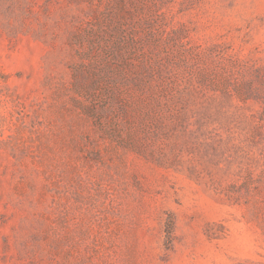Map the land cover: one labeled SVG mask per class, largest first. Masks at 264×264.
I'll return each mask as SVG.
<instances>
[{
    "label": "rangeland",
    "instance_id": "obj_1",
    "mask_svg": "<svg viewBox=\"0 0 264 264\" xmlns=\"http://www.w3.org/2000/svg\"><path fill=\"white\" fill-rule=\"evenodd\" d=\"M258 74L264 0H0V264H264Z\"/></svg>",
    "mask_w": 264,
    "mask_h": 264
},
{
    "label": "trees",
    "instance_id": "obj_2",
    "mask_svg": "<svg viewBox=\"0 0 264 264\" xmlns=\"http://www.w3.org/2000/svg\"><path fill=\"white\" fill-rule=\"evenodd\" d=\"M256 79H257L259 85L256 88L251 89L250 92L252 93V92L257 91L258 97H256V98L259 99L264 104V74H262V75L258 74ZM254 85H255V80H254Z\"/></svg>",
    "mask_w": 264,
    "mask_h": 264
}]
</instances>
